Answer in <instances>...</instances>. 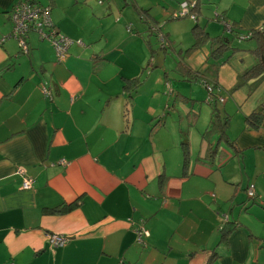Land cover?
<instances>
[{"label":"crops","instance_id":"1","mask_svg":"<svg viewBox=\"0 0 264 264\" xmlns=\"http://www.w3.org/2000/svg\"><path fill=\"white\" fill-rule=\"evenodd\" d=\"M17 1L0 0V264H264V80L250 96L248 86L231 91L237 73L252 65V56L229 52L220 60L214 94L222 115L230 118L232 144L218 143L217 134H205L211 106L198 130L204 122L201 96L184 94L181 86L168 83L161 64H151L153 34L124 22L130 32L124 43L110 46L112 31L105 28L99 32L105 43L98 46L93 35L86 36L84 23L72 24L94 18L85 20L84 11H77L86 0H60L58 6L34 0L49 5L52 23L64 36L88 42L83 49L72 45L66 61L57 64L51 46L30 34L29 53L19 55L16 42L6 38L8 15ZM205 2L209 6L198 9L194 25L214 35L210 38L227 34L222 20L236 33L264 34V0L196 3ZM102 7L93 10L97 17L109 11L105 6L98 13ZM120 17L125 18V10ZM209 17L222 26L221 35ZM191 39L186 49L176 50L174 64L201 75L213 63L210 41L184 54ZM173 71L175 81L186 82ZM132 81L140 85L127 92L124 86L132 88ZM43 83L52 90L50 100L42 97ZM254 112L262 114L257 130L245 123ZM175 113L176 120L168 124L167 116ZM183 132L189 141L185 168ZM219 144L209 159L208 148ZM18 167L34 179L32 188L21 189ZM251 183L260 201L247 196ZM70 205L65 213L47 211ZM223 208L236 228L220 241L215 227ZM253 208L263 217L255 219L257 228L240 222ZM141 227L149 237L139 244ZM49 234L70 240L53 248Z\"/></svg>","mask_w":264,"mask_h":264},{"label":"rangeland","instance_id":"2","mask_svg":"<svg viewBox=\"0 0 264 264\" xmlns=\"http://www.w3.org/2000/svg\"><path fill=\"white\" fill-rule=\"evenodd\" d=\"M42 1H43L42 4H48L46 3L48 1H51V2L55 1V3L58 6L60 0H42ZM86 1H87L86 4H82L81 6H79V9L77 11H80L81 13L84 11L82 14L85 17V20H87L90 16H93L94 18L90 20L88 23H86V21H84L83 19H78L76 24L72 22V19H70L71 20L70 22H72V24L76 27H81L82 23H84L86 25V36L88 38H91V36L93 35L92 38H95V41H96L95 44H97L98 46H101L105 43V36L99 37V32L105 28L108 29L110 32L112 31L110 34L107 35L110 46H114L117 43L119 44L124 43L130 35V32L125 27L124 22H126L128 25L134 26V29L135 28H138L140 30L144 29L147 32H150L151 34H153L151 35V37H152V41L155 43L156 50L154 52V58L153 60H151V64H161L164 72L166 71V76L168 77V83L170 82L171 85L176 84L178 87L181 86L182 92L184 94L191 96L190 94L192 91L193 96H196V97L201 96L202 99H200L199 101L203 100L201 110L204 115V122H200L197 129L199 130L200 128H202L204 124L206 123L205 116H207L210 112L208 103H207L208 91L206 90V88L203 87V85L199 83H187V82L175 81L174 79L176 77H174V73L176 72L173 71L176 68V65L174 64V62L176 59H178L176 50L180 49V46H184L182 49H186L192 43L191 28L194 25L195 21L191 19L190 17H186V18L182 17L180 19H176L172 17V14L174 13L175 10L177 9L179 10L182 4H187L188 8L191 9L195 5L199 4V0H180L179 3H178V0H86ZM196 2H198V4ZM128 4H134V6L124 7L125 5H128ZM201 4H202L201 7H198L199 11L200 9L201 10L206 9L209 6V2H205ZM101 5H103V7L109 6L108 10L110 11V12L108 11L105 17L103 18L97 17L95 13H93V10H95L97 7ZM43 7L50 9L49 5H43ZM103 7L100 11H98V13L103 11ZM124 10H125V18H121L120 14ZM75 13L76 12H74V14ZM209 18L211 19L210 20L211 27L216 28V30L218 31V35H221L223 32L222 26L218 25L213 17L212 18L209 17ZM9 22H11L10 16H9ZM61 26L64 30H67L63 22L61 23ZM60 34L63 35V33L61 32ZM212 34H215V33H212ZM224 34L226 33L224 32L223 36H225ZM209 36L213 37L214 35H209ZM243 36L244 34L236 33V35H233V34H229V32H227L225 36L228 38H232V45L240 48L238 52L235 51V54H234L235 56H239L241 53L243 54L246 53V54L251 55L250 52L242 50V49H247V43L245 41L248 40V39L244 40ZM67 38L73 42L72 45H77L81 49H83L88 42V41L83 40L81 37H74L72 35ZM99 38H101L100 41H99ZM1 42L3 41L1 40ZM79 43H81L82 45H80ZM128 44H129V49L133 50L132 42H128ZM51 51L53 53V58H54L53 49H51ZM147 73L148 72H146V74ZM239 90L244 91L243 89H239ZM237 91H234L233 93ZM240 93H243V92H240ZM247 98L248 97H246L245 95V99ZM198 105L199 104L195 105L196 109H198ZM218 107L222 109L223 105L218 102ZM177 115L178 113H175L174 115L173 114L168 115L166 118L168 121V124H171L172 120H176ZM232 119H234V116H232ZM197 129H196V135H197ZM252 159L253 157L247 160V165L249 168L254 167L252 163ZM233 174L236 175L237 178H239L238 175L239 176L242 175L238 172V169H234ZM242 179L246 181L247 176L243 174ZM161 182H163V179H161ZM254 187H255V184H254ZM255 192H256V187H255ZM252 211H253L252 215L243 213L241 215L240 222L245 224L244 222L248 220L250 224L253 226V228H257L258 226L255 225V219L257 221H261L263 217L258 216L259 212L256 208H253ZM237 216L238 215L236 213V217ZM229 226H232V224L229 223L228 210L226 208H223L222 212H220L216 216L215 232L216 233L219 232V236H220V234L222 233V229L224 228L228 229ZM148 237H149V234L147 238ZM250 237L251 239H254L252 235ZM142 241L139 244H142ZM220 241H224V240L221 239L220 237ZM261 242L264 243V240H261Z\"/></svg>","mask_w":264,"mask_h":264},{"label":"trees","instance_id":"3","mask_svg":"<svg viewBox=\"0 0 264 264\" xmlns=\"http://www.w3.org/2000/svg\"><path fill=\"white\" fill-rule=\"evenodd\" d=\"M30 4H36L34 0H27ZM17 3V2H16ZM15 3V4H16ZM14 4V5H15ZM13 5V6H14ZM38 5V4H37ZM12 10V9H11ZM190 10V13L195 16V20H197V15H198V6L192 7ZM11 12V11H10ZM9 12V15H10ZM189 17V16H188ZM186 18V17H185ZM176 19H180L176 15ZM223 24V23H222ZM226 24H229L226 22ZM192 37L194 39V43L190 49H187L184 51V54H189L201 46H203L205 43L210 41V55L209 59L213 60V63L209 65V67L201 74H195L189 71V69L184 65V64H177L176 66V71L178 74L181 76L183 80L189 83L193 82H202L207 88V86H211L213 89L217 88V71L218 67L220 65V60L223 59V57L229 53H235V51L238 52L240 50L239 47L233 46L232 45V38L225 37L223 35L215 37V38H210L205 31V29L198 24H195L192 27ZM224 30H226L224 26ZM230 32L231 33H236V30L234 29V26L230 24ZM229 32V33H230ZM34 34V33H31ZM30 35V34H29ZM248 38L246 41L247 43L255 42L253 45H250L247 47V49H242L244 51H248L251 53L253 63L250 67L246 68L245 70H242L241 72L237 73V79L234 87L231 89L232 92L239 90L242 87L248 86L247 90V96H250L254 90L257 88V86L264 80V34L262 33L261 30H254L251 32H248L244 34L243 38ZM5 41V40H4ZM3 41V42H4ZM15 41V40H14ZM40 41V40H39ZM40 42H46V41H40ZM48 43V42H46ZM17 44V42H16ZM27 48H28V42H26ZM49 44V43H48ZM50 45V44H49ZM18 48V45H17ZM18 53L19 55H27L29 53V48H28V53L23 54L19 48H18ZM152 57V55H151ZM252 83L248 85L249 82ZM133 87L130 88L129 85L124 86V90L127 92L130 91H135L140 84H138L137 81H132L130 82ZM44 84V83H43ZM42 94V93H41ZM131 93L128 94L130 96ZM43 97V95H42ZM53 97V95H52ZM44 98V97H43ZM45 99V98H44ZM52 99V98H51ZM50 100V99H49ZM208 104L211 106V113H210V119H209V126L208 129L205 131V134H217L218 135V143L221 141L224 142H229L228 136H227V129H228V124L230 118L227 115H222L220 108L218 107V101L214 98L211 102H208ZM262 122V114L261 113H252L245 117V123L247 126L250 128H253L254 130H257ZM182 141H181V148L183 151V168L186 167V162L188 160V135L186 132L182 133ZM231 142H229L230 144ZM232 144V143H231ZM219 145H215L212 148H208L207 150V156L209 159H212L214 156V153L216 149L218 148ZM250 184H248L249 186ZM248 186L246 187V191L248 189ZM249 198V197H248ZM249 200L256 202L260 201L259 196L255 192L254 196L250 197ZM73 205L70 206H59L50 210H47L48 212L51 213H65L67 211H70L72 209ZM231 224V223H230ZM232 227V229H231ZM234 224L232 226H229L228 229H222V233L220 234L221 239L226 240L228 238V235L235 230ZM250 236V235H249Z\"/></svg>","mask_w":264,"mask_h":264},{"label":"built area","instance_id":"4","mask_svg":"<svg viewBox=\"0 0 264 264\" xmlns=\"http://www.w3.org/2000/svg\"><path fill=\"white\" fill-rule=\"evenodd\" d=\"M9 16L11 18V31L8 37L17 42L18 48L23 54L28 53L26 42L29 34L34 33L40 41H46L50 44L54 51L55 61L57 64H61L66 61L69 48L73 42L66 36L61 35L58 29L54 26L51 20L49 8H44L43 6L37 4H30L27 0H18L12 7ZM177 16L180 18L182 16H189L191 19L195 20V16L190 13L187 4H182L180 6ZM222 23L225 26L226 31L230 32V26L226 24L224 20H222ZM248 38L249 37L246 39ZM4 40L5 39L2 41ZM79 44L82 45L81 43ZM206 90L208 91L207 102H211L216 96V94H214L215 89L211 86H207ZM41 93L45 99L52 98V90L46 83L41 85ZM219 100L222 102L221 99ZM62 164H64L63 161ZM16 174L22 179L21 189L28 190L32 188L34 185V179L28 177L23 168L18 167ZM246 193L249 198L254 196L255 187L253 183L248 186ZM136 234V241L138 243H140L143 238L148 236V233L142 227L136 231ZM47 239L53 248L64 247L70 240L67 236L57 234H49L47 235Z\"/></svg>","mask_w":264,"mask_h":264},{"label":"bare ground","instance_id":"5","mask_svg":"<svg viewBox=\"0 0 264 264\" xmlns=\"http://www.w3.org/2000/svg\"><path fill=\"white\" fill-rule=\"evenodd\" d=\"M182 17H184V16H182ZM182 17H181V18H182Z\"/></svg>","mask_w":264,"mask_h":264}]
</instances>
